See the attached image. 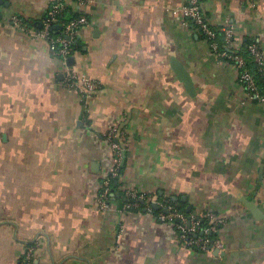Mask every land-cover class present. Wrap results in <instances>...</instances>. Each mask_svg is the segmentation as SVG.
I'll return each instance as SVG.
<instances>
[{"label":"crops","instance_id":"1","mask_svg":"<svg viewBox=\"0 0 264 264\" xmlns=\"http://www.w3.org/2000/svg\"><path fill=\"white\" fill-rule=\"evenodd\" d=\"M0 1V264H25L30 248L26 264H264V103L177 12L186 0L70 1L88 20L70 68L100 83L87 98L31 34L51 0ZM203 9L213 27L231 24L239 50L248 39L264 54V0ZM11 14L30 30L6 24ZM115 123L128 142L122 183L225 217L221 254L188 249L175 227L127 202L98 211L112 167L103 134Z\"/></svg>","mask_w":264,"mask_h":264},{"label":"built area","instance_id":"2","mask_svg":"<svg viewBox=\"0 0 264 264\" xmlns=\"http://www.w3.org/2000/svg\"><path fill=\"white\" fill-rule=\"evenodd\" d=\"M70 1L71 0H51L45 17L42 20L41 27L33 30L31 34L36 38L44 39L48 43L53 57L64 67V86L78 93L80 97L87 98L99 90L100 83L89 77L79 75L66 63L68 57L73 55V40L79 37L81 28L88 24L87 18L85 16H79L64 24L63 35H50L51 26L59 24V15ZM74 10L80 12L81 8L77 6ZM177 12L185 21H189L196 27L203 39L207 41L214 55L235 67L237 70V81L245 89L247 96L250 99L264 103V95L259 93L257 82L252 71L246 66L245 59L238 53L239 49L236 47L234 31L231 24L225 21L221 27H213L210 25L203 9V2L199 0H186V3L179 7ZM6 24L15 29L30 30L23 21V18L16 14L9 15L6 19ZM218 32L222 34V49H220L216 40ZM247 51L256 69L264 75L263 52L255 43L249 45ZM103 137L112 154L110 176L112 178L119 177L118 170L121 167L128 146L126 132L121 129L118 123H115L109 126L104 132ZM118 191L123 193V197L127 200L125 209L143 207L150 213L153 205H156L159 209H163V212L157 213V219L175 227L180 241L185 246L192 248L196 247L200 253L217 251L219 255L223 251V243L220 239L210 240L206 236L209 233L218 231L217 227L225 224V217L208 212L204 214L203 217H206L211 223L206 228L200 229L198 216H191V218L188 219L182 213L173 210L172 207L162 204L156 195L139 191L125 183L120 185ZM113 195L110 179L107 176L101 177L100 191L96 196L95 203L98 211L102 215H115L117 212L115 203L111 200ZM32 254L33 249L30 248L24 258L25 264L31 261Z\"/></svg>","mask_w":264,"mask_h":264},{"label":"trees","instance_id":"3","mask_svg":"<svg viewBox=\"0 0 264 264\" xmlns=\"http://www.w3.org/2000/svg\"><path fill=\"white\" fill-rule=\"evenodd\" d=\"M71 1H74V0H71ZM199 1L200 2H204V0H199ZM79 16L87 17L84 13L76 12L72 8V6L70 4H68L66 6V8L59 15V18H58L59 19V24H54V25L51 26L50 35L51 36L63 35L64 24L68 23L70 20L75 19V18H77ZM44 17H45V15H44ZM24 22H26V21H24ZM40 27H37L36 29H39ZM216 40L218 42V45H219L220 49H222L223 48L222 47L223 46V44H222V34L220 32L217 33ZM253 43H254L253 41L246 39L244 41L243 45H242L241 50H239L238 53H239V55H241L245 59L246 66L252 71L253 76H254V78H255V80L257 82L259 93L264 95V75L262 73H260L256 69V67H255L254 63L252 62L250 56L248 55V51H247L248 46L253 44ZM81 48L82 47H81V43L79 41V38L76 37L73 40L72 52L74 53V51H81ZM122 171H123V166H121L119 168V170H118L119 177H116V178L115 177L112 178L110 176V173L107 174V177L111 181V186H112V190H113V193H114V195H113V197L111 199L114 203H117V202L125 203V202H127V200H125V198L118 191L120 185L122 184V181H121ZM99 191H100V188H99L98 192ZM117 194L119 195L118 197L116 196ZM158 198L160 199L162 204L172 207L173 210L182 213L188 219L191 218L192 211L191 210L188 211L187 210V205L184 202H182L179 198H177L175 200H173L170 197L169 198L158 197ZM130 210H132V209H130ZM136 210L137 211H143V207L137 208ZM158 212H163V209L154 208V207L152 208V211H151L152 214H154L156 216ZM210 223L211 222L206 217H202V216L199 217L200 229L206 228L207 226L210 225ZM222 226L223 225H220L219 227H217L218 231L213 232V233H209V234H207L206 237L208 239H210V240L220 239V228ZM187 248L199 252L196 247H194V248L187 247Z\"/></svg>","mask_w":264,"mask_h":264},{"label":"water","instance_id":"4","mask_svg":"<svg viewBox=\"0 0 264 264\" xmlns=\"http://www.w3.org/2000/svg\"><path fill=\"white\" fill-rule=\"evenodd\" d=\"M0 4H2L1 1H0ZM74 62H75V58L73 56L68 57V59L66 60V63L69 67L73 66ZM171 67H172V70L174 71L175 75L179 79V81H181L184 84L187 92L190 95H192L193 94V83H192V80H191V77H190L188 71H186L184 69L183 65L179 61H177L176 59L171 60ZM123 165H124V159H123L121 166H123ZM182 200L185 201L184 197L182 198ZM244 204L247 207V209L251 213H253V215L256 218L259 217V213H258V211H257V209L253 203H250V202L247 203L244 201ZM153 207L158 208L156 205H153ZM187 210L189 211V208ZM214 255H217V251H214Z\"/></svg>","mask_w":264,"mask_h":264},{"label":"rangeland","instance_id":"5","mask_svg":"<svg viewBox=\"0 0 264 264\" xmlns=\"http://www.w3.org/2000/svg\"><path fill=\"white\" fill-rule=\"evenodd\" d=\"M204 214H206V213H204ZM204 214H202V215H200V216H202V217H203V216H204ZM200 216H198V217H200Z\"/></svg>","mask_w":264,"mask_h":264}]
</instances>
